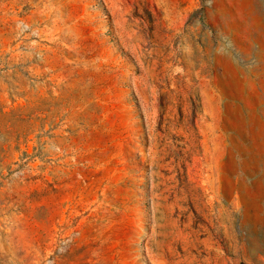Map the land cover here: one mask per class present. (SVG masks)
I'll list each match as a JSON object with an SVG mask.
<instances>
[{"label": "rangeland", "instance_id": "374dc122", "mask_svg": "<svg viewBox=\"0 0 264 264\" xmlns=\"http://www.w3.org/2000/svg\"><path fill=\"white\" fill-rule=\"evenodd\" d=\"M0 264H264V0H0Z\"/></svg>", "mask_w": 264, "mask_h": 264}]
</instances>
